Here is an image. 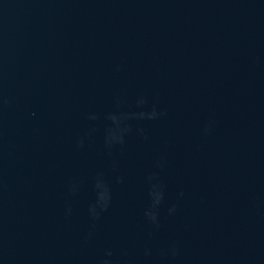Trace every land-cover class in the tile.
Segmentation results:
<instances>
[{"label": "water", "instance_id": "1", "mask_svg": "<svg viewBox=\"0 0 264 264\" xmlns=\"http://www.w3.org/2000/svg\"><path fill=\"white\" fill-rule=\"evenodd\" d=\"M0 264H264V0H0Z\"/></svg>", "mask_w": 264, "mask_h": 264}]
</instances>
